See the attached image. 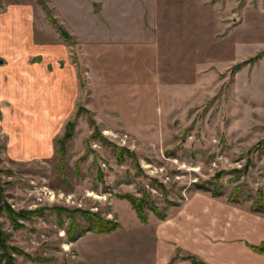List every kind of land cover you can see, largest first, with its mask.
Listing matches in <instances>:
<instances>
[{"label":"rangeland","instance_id":"1","mask_svg":"<svg viewBox=\"0 0 264 264\" xmlns=\"http://www.w3.org/2000/svg\"><path fill=\"white\" fill-rule=\"evenodd\" d=\"M11 6L33 21L0 67L36 71L0 128V264H153L182 210L264 235V0H0V20Z\"/></svg>","mask_w":264,"mask_h":264},{"label":"crops","instance_id":"2","mask_svg":"<svg viewBox=\"0 0 264 264\" xmlns=\"http://www.w3.org/2000/svg\"><path fill=\"white\" fill-rule=\"evenodd\" d=\"M29 9L23 6L7 7L6 12L3 14V20H0V49L3 48L2 51H9L7 49L10 48L11 39L6 31L11 29L12 25L19 21V29H21L32 23L33 17L30 15ZM1 58L9 63L7 66L5 64L0 67V128L5 131V128L9 127L13 121L18 124L23 116L20 114L21 107L17 105L15 98L11 97V94L13 96L15 93L19 95L18 98L21 97L23 92L27 95V89L19 83L16 84L17 78L22 75L29 79L28 75L33 74L31 69L36 70L28 61H23V56L18 57L20 60L17 61L20 66H17L19 71L22 70L23 63L27 64L28 68H25L23 72L20 71L22 74L18 72L15 65L11 64V58L17 57L7 55ZM37 96L36 93L35 102ZM42 110L40 108V111ZM35 116L33 114V117ZM185 212L182 210L174 220L165 223L161 227L158 226V230L154 231L152 235L153 264H168L175 257V250L176 252L189 253L205 264H264V256L252 252L247 247L249 244L264 242V235L259 234L257 239L251 240L244 233L242 235H240V232L236 233L234 229L230 228V225L223 228L220 225V230L211 232V225H214L213 221L208 224L210 226H204L205 224L201 220L200 222L199 220L187 222L185 220L187 213ZM173 264H190V262L175 260Z\"/></svg>","mask_w":264,"mask_h":264},{"label":"trees","instance_id":"3","mask_svg":"<svg viewBox=\"0 0 264 264\" xmlns=\"http://www.w3.org/2000/svg\"><path fill=\"white\" fill-rule=\"evenodd\" d=\"M1 208V207H0ZM5 210L7 211V213H8V217L10 218V220H13V217L12 216H15V214H13L10 210H8V208H5ZM2 234H1V232H0V250H2V251H4V246H3V244H2ZM256 251H258V252H264V245H262L261 246V248L260 249H258V248H254ZM176 258L178 257L177 255L175 256ZM194 264H205V263H203V262H201V261H196V262H194V261H192Z\"/></svg>","mask_w":264,"mask_h":264}]
</instances>
